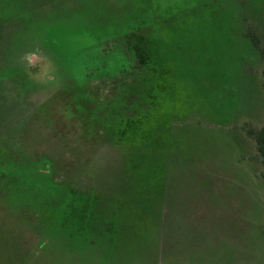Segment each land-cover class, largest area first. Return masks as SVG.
Instances as JSON below:
<instances>
[{
	"label": "rangeland",
	"instance_id": "374dc122",
	"mask_svg": "<svg viewBox=\"0 0 264 264\" xmlns=\"http://www.w3.org/2000/svg\"><path fill=\"white\" fill-rule=\"evenodd\" d=\"M249 33L264 0H0V264H264Z\"/></svg>",
	"mask_w": 264,
	"mask_h": 264
},
{
	"label": "trees",
	"instance_id": "16d2710c",
	"mask_svg": "<svg viewBox=\"0 0 264 264\" xmlns=\"http://www.w3.org/2000/svg\"><path fill=\"white\" fill-rule=\"evenodd\" d=\"M246 37L257 49L261 57L264 58V49L260 46L259 40H257L251 33ZM262 79V88L264 91V70L262 72ZM243 132L245 133V136L252 141L254 147V154L250 159L257 165L256 176L264 181V123L257 128H251L249 125H244Z\"/></svg>",
	"mask_w": 264,
	"mask_h": 264
},
{
	"label": "crops",
	"instance_id": "0c3cea01",
	"mask_svg": "<svg viewBox=\"0 0 264 264\" xmlns=\"http://www.w3.org/2000/svg\"><path fill=\"white\" fill-rule=\"evenodd\" d=\"M260 127V126H259ZM244 136H245V134H244ZM246 137V136H245ZM248 142H249V144L252 146V148H253V150H254V147H253V144L250 142V140L247 138L246 139Z\"/></svg>",
	"mask_w": 264,
	"mask_h": 264
}]
</instances>
